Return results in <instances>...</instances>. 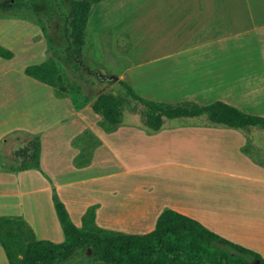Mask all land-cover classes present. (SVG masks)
Returning a JSON list of instances; mask_svg holds the SVG:
<instances>
[{
  "label": "crops",
  "instance_id": "0c3cea01",
  "mask_svg": "<svg viewBox=\"0 0 264 264\" xmlns=\"http://www.w3.org/2000/svg\"><path fill=\"white\" fill-rule=\"evenodd\" d=\"M87 27L91 39L86 47L94 44L98 58L103 31L112 33L113 47L127 36L130 47L118 56L125 66L126 81L141 97L164 103L191 101L201 106L223 101L264 117V0H105L95 7ZM47 58L37 61L41 64ZM91 102L80 108L95 115L98 127L84 124L70 136L73 167L92 171L107 141L123 133L132 135L135 130L133 135L140 139H135L133 146L142 157L122 160L125 173L139 166L157 171L159 177L141 185H132L125 177L106 187L99 185V197L86 202L77 214L65 200L77 226H82L88 207L98 204L96 222L100 227L129 234L127 226L151 232L169 208L264 258L262 133L252 127L216 125L207 115L165 117L158 130L147 125L146 117L130 123L123 119L109 133L98 124L103 117L94 113ZM72 106L84 120L79 112L82 109ZM79 134L93 140L94 145L73 144ZM91 149V162L78 167L76 157ZM9 171L17 174H7ZM30 172L8 170L1 164L0 216H24L36 229L27 208L31 201L34 204V189L24 181ZM51 208L59 230L54 240L61 243L65 234L54 204ZM49 210H40L41 219ZM126 219L134 224L129 225ZM0 264H9L2 247Z\"/></svg>",
  "mask_w": 264,
  "mask_h": 264
},
{
  "label": "rangeland",
  "instance_id": "374dc122",
  "mask_svg": "<svg viewBox=\"0 0 264 264\" xmlns=\"http://www.w3.org/2000/svg\"><path fill=\"white\" fill-rule=\"evenodd\" d=\"M10 1L7 12L0 15V44L10 48L16 55L15 59L10 60L0 57V166L3 164L8 170H17L23 159L21 150L29 147L28 137H40L41 166L44 173L31 170L24 178L25 185L34 189V204L31 201L27 208L37 229L36 231L34 228L37 236L56 242L54 236L59 230L51 210L54 189L62 200L64 198V202L66 200L72 205L73 212L77 214L86 202L99 197V185L106 187L111 182L123 181L124 177L132 185H141L146 181L157 180L159 173L143 167L140 169L139 166L125 173L122 160L142 157V153L133 146L136 145L135 139H140L133 135L135 130L131 132L132 135L125 136L123 133L107 141L101 152L100 162L92 171H79L73 167L71 161L70 136L78 132L84 124L95 123L94 128L98 127L95 115L80 108L87 103L86 99L93 100L103 92L115 93L129 100L125 106L126 122H141L145 119V106L128 98L125 89L120 85V81H126V78L123 75L125 66L118 53L124 54L126 48L130 47L125 38L127 36H123L113 47L112 33L103 31L102 51L99 50L101 56L97 57L94 44L90 43L84 49L85 60L81 64L71 59L66 52V15L70 11L67 4L61 0ZM10 4H18L17 10L26 7L15 12ZM89 39L91 36L88 35L87 40ZM49 56L56 59L66 80L69 90L64 98H59L53 87L25 74L24 68L27 65L40 64L37 58ZM109 75H116L118 80L111 82L107 78ZM72 105L82 109L79 112L84 120ZM252 128L264 135V129ZM81 135L73 138V144L78 143L81 147L94 145L93 140L86 139L85 136L82 138ZM9 172L7 174H17ZM41 209H50L49 216H46L51 222L41 221L40 214L38 216ZM117 221L124 222L123 219ZM125 221L129 225L134 224L132 220ZM126 228L132 234L149 232L132 226ZM43 233L49 236H44ZM59 264L102 263L95 261L91 251H88Z\"/></svg>",
  "mask_w": 264,
  "mask_h": 264
},
{
  "label": "trees",
  "instance_id": "16d2710c",
  "mask_svg": "<svg viewBox=\"0 0 264 264\" xmlns=\"http://www.w3.org/2000/svg\"><path fill=\"white\" fill-rule=\"evenodd\" d=\"M61 1L70 8L66 15V52L71 59L83 64L89 19L95 7L105 0ZM9 3L10 0H0V15L7 12ZM10 5L15 12L26 7L18 8V11V4ZM0 57L10 60L15 53L0 44ZM25 74L53 87L59 98L68 94L66 80L53 56L41 64L27 66ZM120 85L128 98L145 106L143 115L147 125L154 130L162 127L165 117L173 119L202 115H207L213 124L229 128L264 129L263 116L245 113L223 101L206 106L194 102H156L138 95L127 81L121 80ZM128 101L115 93L103 92L91 102L94 112L102 115L100 125L106 132H113L122 124ZM27 141L29 147L21 150L23 159L16 171L36 169L44 173L40 137L30 136ZM93 153V149L83 150L76 158L77 166L89 164ZM82 159L85 161L80 162ZM52 200L65 234V240L61 243L40 239L24 216H0V247L9 264H59L88 251H91L95 261L102 264H264V258L257 252L225 239L200 221L173 209L167 208L162 212L151 232L129 234L100 227L96 222L98 204L88 207L79 227L56 189L53 190Z\"/></svg>",
  "mask_w": 264,
  "mask_h": 264
},
{
  "label": "bare ground",
  "instance_id": "6f19581e",
  "mask_svg": "<svg viewBox=\"0 0 264 264\" xmlns=\"http://www.w3.org/2000/svg\"><path fill=\"white\" fill-rule=\"evenodd\" d=\"M170 177H171V176H170ZM165 180H166V178H165ZM175 180H176V179H175ZM175 180H174V181H175ZM169 183H170V181H169ZM171 183H172V182H171ZM177 183H178V182H176V184H177ZM172 185H173V184H172ZM169 189H170V188H169ZM172 191H173V190H172ZM38 212H39V208H38ZM39 214H40V213H38V216H39ZM41 214H42V213H41ZM41 214H40V217H41ZM43 215H44V216L42 217V220H41V221H48V222H49V218H48V217L45 218V214H43ZM38 216H37V217H38ZM38 218H39V217H38ZM37 220H38V219H37ZM39 221H40V220H39ZM39 221H38V222H39ZM43 223H44V222H43ZM46 224H47V223H46Z\"/></svg>",
  "mask_w": 264,
  "mask_h": 264
},
{
  "label": "water",
  "instance_id": "95a60500",
  "mask_svg": "<svg viewBox=\"0 0 264 264\" xmlns=\"http://www.w3.org/2000/svg\"><path fill=\"white\" fill-rule=\"evenodd\" d=\"M107 78L111 80V82L118 80V77L116 75H109Z\"/></svg>",
  "mask_w": 264,
  "mask_h": 264
}]
</instances>
